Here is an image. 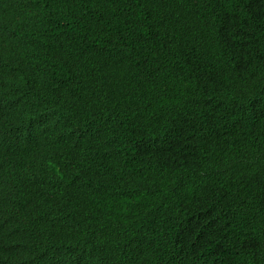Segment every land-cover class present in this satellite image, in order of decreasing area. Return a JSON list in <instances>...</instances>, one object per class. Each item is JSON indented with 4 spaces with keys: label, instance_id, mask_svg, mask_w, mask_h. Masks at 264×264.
Instances as JSON below:
<instances>
[{
    "label": "trees",
    "instance_id": "obj_1",
    "mask_svg": "<svg viewBox=\"0 0 264 264\" xmlns=\"http://www.w3.org/2000/svg\"><path fill=\"white\" fill-rule=\"evenodd\" d=\"M42 1L59 3L80 45L59 77L57 113L82 98L150 108L136 129L115 128L125 160L110 186H55L51 170L16 181L25 197L54 201L63 237L47 258L64 242L74 264H139V244L142 264H208L187 239L202 224L212 264H249L264 250V0ZM240 187L247 194L229 202Z\"/></svg>",
    "mask_w": 264,
    "mask_h": 264
},
{
    "label": "clouds",
    "instance_id": "obj_2",
    "mask_svg": "<svg viewBox=\"0 0 264 264\" xmlns=\"http://www.w3.org/2000/svg\"><path fill=\"white\" fill-rule=\"evenodd\" d=\"M5 15L9 24L0 30V264H74L67 261L71 247L64 242L47 258L52 247L62 245L63 237L52 231L54 201L25 197L16 181L51 170L55 186L61 180L97 189L110 186L116 181L109 174L115 159L125 160V154L118 153L115 128L136 129L150 109L149 100L107 104L82 98L57 113L59 77L80 50L76 35L60 22L59 3L0 0V17ZM38 108L46 111L43 123ZM15 119L19 125L11 121ZM5 145L16 152L1 151ZM213 172L209 160L199 180L208 182ZM240 190L229 202L247 194ZM198 230L204 240L194 239ZM208 230L197 225L187 239L195 255L201 253L212 264V247L205 240ZM147 252V247L137 244L133 260L142 264ZM162 252V246L157 247L153 259L159 260ZM249 264H264V250L256 248Z\"/></svg>",
    "mask_w": 264,
    "mask_h": 264
},
{
    "label": "water",
    "instance_id": "obj_3",
    "mask_svg": "<svg viewBox=\"0 0 264 264\" xmlns=\"http://www.w3.org/2000/svg\"><path fill=\"white\" fill-rule=\"evenodd\" d=\"M9 24V17L7 15L0 17V30H2L3 28H6V25ZM13 123H16L17 125H19V123H17L16 119L15 120H11Z\"/></svg>",
    "mask_w": 264,
    "mask_h": 264
}]
</instances>
